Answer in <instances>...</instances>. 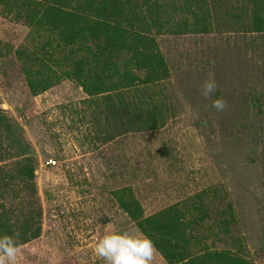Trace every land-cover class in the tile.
<instances>
[{"label":"rangeland","instance_id":"1","mask_svg":"<svg viewBox=\"0 0 264 264\" xmlns=\"http://www.w3.org/2000/svg\"><path fill=\"white\" fill-rule=\"evenodd\" d=\"M43 38L0 15V39L11 46L0 58V102L37 152L43 212L41 236L19 247L15 264H104L93 249L105 223L142 233L118 191L131 188L150 216L175 204L184 211L207 205V189L216 186L212 205H231L232 232L264 264V32L160 36L167 77L148 89L118 90L111 100L88 95L73 77L31 93L32 60L15 51ZM50 67L44 73L61 71L57 62ZM209 76L217 87L205 98L200 90ZM217 98L226 103L221 112L212 107ZM152 264H169L156 247Z\"/></svg>","mask_w":264,"mask_h":264},{"label":"trees","instance_id":"2","mask_svg":"<svg viewBox=\"0 0 264 264\" xmlns=\"http://www.w3.org/2000/svg\"><path fill=\"white\" fill-rule=\"evenodd\" d=\"M0 15L34 27L44 37L32 49L21 46L15 51L28 64L32 60L26 71L31 93L73 77L88 95L110 100L118 90L148 89L167 77L160 36L206 30L264 32V0H0ZM10 49L0 39V58ZM53 61L61 71L44 73ZM38 164L23 127L0 102V234L18 233L19 247L42 232ZM218 188L207 189V205H187L184 211L175 204L150 216L131 188L118 191L117 200L169 264H257L246 253L242 237L232 232L231 205H212L218 201ZM204 219L205 234L198 231ZM220 240L229 246L218 248Z\"/></svg>","mask_w":264,"mask_h":264},{"label":"clouds","instance_id":"3","mask_svg":"<svg viewBox=\"0 0 264 264\" xmlns=\"http://www.w3.org/2000/svg\"><path fill=\"white\" fill-rule=\"evenodd\" d=\"M216 81L209 76L201 86V95L209 97L216 90ZM212 107L221 112L226 103L217 98L212 101ZM18 233L0 234V264H15L19 249ZM95 255L104 264H152L155 246L151 238L142 233L119 231L109 222L103 226V234L96 242Z\"/></svg>","mask_w":264,"mask_h":264},{"label":"built area","instance_id":"4","mask_svg":"<svg viewBox=\"0 0 264 264\" xmlns=\"http://www.w3.org/2000/svg\"><path fill=\"white\" fill-rule=\"evenodd\" d=\"M47 164H53V165H55L56 164V161L50 160V161L47 162Z\"/></svg>","mask_w":264,"mask_h":264}]
</instances>
